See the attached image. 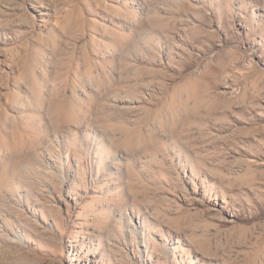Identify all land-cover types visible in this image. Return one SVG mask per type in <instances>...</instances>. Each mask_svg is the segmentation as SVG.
<instances>
[{
    "label": "rangeland",
    "instance_id": "374dc122",
    "mask_svg": "<svg viewBox=\"0 0 264 264\" xmlns=\"http://www.w3.org/2000/svg\"><path fill=\"white\" fill-rule=\"evenodd\" d=\"M264 0H0V264H264Z\"/></svg>",
    "mask_w": 264,
    "mask_h": 264
},
{
    "label": "bare ground",
    "instance_id": "6f19581e",
    "mask_svg": "<svg viewBox=\"0 0 264 264\" xmlns=\"http://www.w3.org/2000/svg\"><path fill=\"white\" fill-rule=\"evenodd\" d=\"M263 257H264V250L262 251Z\"/></svg>",
    "mask_w": 264,
    "mask_h": 264
}]
</instances>
